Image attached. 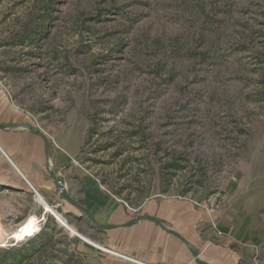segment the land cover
<instances>
[{"label":"rangeland","instance_id":"374dc122","mask_svg":"<svg viewBox=\"0 0 264 264\" xmlns=\"http://www.w3.org/2000/svg\"><path fill=\"white\" fill-rule=\"evenodd\" d=\"M0 86L53 165L134 210L192 201L212 242L264 264V0H0ZM31 184L0 186V250L45 228L16 264H99L98 229Z\"/></svg>","mask_w":264,"mask_h":264},{"label":"crops","instance_id":"0c3cea01","mask_svg":"<svg viewBox=\"0 0 264 264\" xmlns=\"http://www.w3.org/2000/svg\"><path fill=\"white\" fill-rule=\"evenodd\" d=\"M28 120L0 86V125H10L8 129H0V184L25 181L31 185L32 181L42 187L43 192L58 196L64 207L63 213L86 219L80 210L60 197L51 175L55 172L64 189L91 213L98 224L116 227L98 230L102 246L96 247L99 264H197L192 249L209 264H239L238 253L210 240V235L205 232L206 213L197 204L186 199L162 198L143 203L134 213L76 163H70L67 170L60 162L53 165L45 141L25 130L23 125ZM48 214L51 212L46 211L45 215ZM138 217L156 218L161 225L141 219L133 226H124ZM66 229L71 236L91 244Z\"/></svg>","mask_w":264,"mask_h":264},{"label":"water","instance_id":"95a60500","mask_svg":"<svg viewBox=\"0 0 264 264\" xmlns=\"http://www.w3.org/2000/svg\"><path fill=\"white\" fill-rule=\"evenodd\" d=\"M10 128V125H0V129L1 130H5V129H8ZM35 134L41 136V134L35 130ZM45 143H46V146H47V141L45 138H43ZM51 175L53 176V179H54V183H55V186H56V189L60 195V197L65 200L66 202H68L69 204H71L72 206L76 207L78 210L81 211L82 215L88 220L90 221L98 230L100 231H107V230H111L113 228H116V227H112V226H107V225H100L96 222V220L94 219V217L91 215V213L83 206L81 205L80 203H78L75 199H73L70 194L67 192L66 189H64L63 187V183L62 181L58 178V176L56 175L55 172H51ZM141 219H144V220H148V221H151V222H154L158 225H161L160 222L156 219V218H153V217H138L136 219H133L132 221H130L129 223H127L126 227H130V226H133L135 225L139 220ZM58 220V219H57ZM59 221V220H58ZM63 226H65L66 228H68L63 222L59 221ZM168 233H170L171 235H174L178 238H181L177 233L175 232H172V231H168ZM192 254H193V257H194V260L197 264H209L203 260H201L198 255H197V252L195 250L192 249Z\"/></svg>","mask_w":264,"mask_h":264},{"label":"trees","instance_id":"16d2710c","mask_svg":"<svg viewBox=\"0 0 264 264\" xmlns=\"http://www.w3.org/2000/svg\"><path fill=\"white\" fill-rule=\"evenodd\" d=\"M37 32H32L31 36L29 37V40H35V42H37L38 37L36 36ZM171 168H173L174 170H181V166L180 165H173ZM23 183L20 184H0V186L5 187V188H12V187H17L19 189L22 190H26V185L29 187L28 183H26L25 181H22ZM32 185V184H31ZM36 239L38 238H42V242L40 245L38 246H34L35 240H29L27 244L23 245L21 248L19 249H12V250H0V264H16V262H20L22 257L26 256V251L28 250V247H32V250L37 253L39 251H42L44 249L47 248V246H49L50 244H52L53 242V235H49L46 233L45 228H43L40 233L35 237ZM11 257L13 258V261H11Z\"/></svg>","mask_w":264,"mask_h":264},{"label":"bare ground","instance_id":"6f19581e","mask_svg":"<svg viewBox=\"0 0 264 264\" xmlns=\"http://www.w3.org/2000/svg\"><path fill=\"white\" fill-rule=\"evenodd\" d=\"M45 208L46 211L52 212V209L48 205H45ZM55 216L59 221L63 222L58 215L55 214ZM37 231H38L37 220L35 217H31L17 232H15L12 235V237L13 239H23L24 237H28L30 235L37 233ZM2 235H3V230L0 227V239L2 238Z\"/></svg>","mask_w":264,"mask_h":264},{"label":"built area","instance_id":"2783aa9c","mask_svg":"<svg viewBox=\"0 0 264 264\" xmlns=\"http://www.w3.org/2000/svg\"><path fill=\"white\" fill-rule=\"evenodd\" d=\"M28 185L31 187V189L34 191V193H35L37 196H39L38 192L33 188V186H31L29 183H28ZM125 205H126V207H127L128 209H130V210L133 211L134 213L137 212V210H134V209L130 208L127 204H125ZM53 215H54V214H53ZM54 216H55V215H54ZM55 218L57 219L56 216H55ZM219 235H221V233H220Z\"/></svg>","mask_w":264,"mask_h":264}]
</instances>
